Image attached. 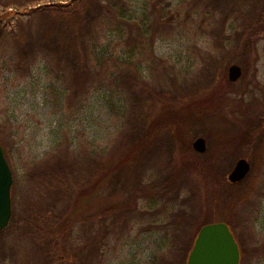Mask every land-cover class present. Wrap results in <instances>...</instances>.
Here are the masks:
<instances>
[{
    "label": "rangeland",
    "instance_id": "374dc122",
    "mask_svg": "<svg viewBox=\"0 0 264 264\" xmlns=\"http://www.w3.org/2000/svg\"><path fill=\"white\" fill-rule=\"evenodd\" d=\"M70 1L0 0V11ZM111 1L118 19L99 3L86 11L93 39L78 63L52 40L0 39V143L13 175L0 264H183L200 224L217 221L231 226L240 264H264V36L242 47L234 0ZM139 27L154 35L131 44L145 91L106 65L132 55L125 42ZM233 63L242 74L231 82ZM255 125L249 149L241 138ZM241 157L250 170L232 184ZM139 171L142 186L176 187L133 198Z\"/></svg>",
    "mask_w": 264,
    "mask_h": 264
},
{
    "label": "trees",
    "instance_id": "16d2710c",
    "mask_svg": "<svg viewBox=\"0 0 264 264\" xmlns=\"http://www.w3.org/2000/svg\"><path fill=\"white\" fill-rule=\"evenodd\" d=\"M247 1H250V3ZM94 3H99L102 11L105 9L107 14H111L118 19V16H116L117 13H114L113 11L111 0H104V2H100L99 0H71L69 3H47L31 8L26 7L20 10L13 9L11 2L4 4L0 11V39L1 41H4L10 34H12L16 37L15 39L17 40V43L24 42L40 44L52 40L57 44V50H59L60 53L65 52L68 56L75 59L74 61L76 63H78L80 59L76 57L78 55L77 50H83L84 52V50L86 51V48L90 47L92 44L88 39H93V24L87 19L86 11H89ZM12 4H14V2H12ZM78 6H82L81 10L78 9ZM232 12L236 13L234 19L241 27V30L236 31V38H239V41L243 43L242 47L244 49L250 48L254 43L253 37H256L257 35L264 36V4L262 0H234ZM17 15H23L24 17H16ZM14 18V22L10 25ZM5 21L8 22V25L4 23ZM9 26L10 28H8ZM155 26L156 25L152 23L151 28L153 29ZM146 31L147 29H141L139 27V34L137 36L127 38L125 46L127 49L129 48V55L130 53L132 54L128 58L124 57L120 60V58L111 59L108 57L106 60V65H108L110 61L113 62L111 67H113L120 76L119 79V76H116V79L120 80L122 85L128 90L135 91L137 87H143L141 83L142 76L139 70V62L131 60L135 51L140 49L137 46H134L133 48L131 44L135 43L136 39H138L137 45H141L142 48H144L148 42L151 43L154 39V35L146 36ZM89 59L91 58L89 57ZM88 72L90 73V76L97 75L91 70H87V73ZM116 79H113V82L116 81ZM138 90L145 91L144 87L138 88ZM256 116L257 115H255V117ZM263 117L264 115H260V123L263 120ZM252 122V118L246 121L247 125H250ZM257 127L258 126L255 125V132H252L250 137L243 136L241 138L244 140L243 143L248 146L249 149H252V147L256 145L255 135L257 134V130H259ZM243 135H245V131H243ZM205 163H209L207 157ZM107 172L108 170L104 171V173ZM209 172H211V170ZM139 173L140 171L136 176L133 198L165 196L168 195L170 190L176 187V183L172 180H164L160 182L154 181L151 183H145L142 186L143 183L140 179ZM236 183L237 182L232 184ZM181 219L186 220L183 224V228L188 227V223L190 224V222H193L192 218L184 215ZM202 225H204V223H201L199 228ZM4 230L0 232V235ZM191 247L192 245L186 246L184 250L183 264H186L187 256ZM239 247L241 251V246L239 245Z\"/></svg>",
    "mask_w": 264,
    "mask_h": 264
},
{
    "label": "water",
    "instance_id": "95a60500",
    "mask_svg": "<svg viewBox=\"0 0 264 264\" xmlns=\"http://www.w3.org/2000/svg\"><path fill=\"white\" fill-rule=\"evenodd\" d=\"M228 80L236 81L242 74L241 66L229 65ZM197 152L206 150V141L197 137L192 142ZM250 170V163L244 157L239 158L227 175V179L238 182L245 178ZM13 175L5 158L0 143V232L10 222L12 215L11 187ZM186 264H240V249L234 233L226 222L217 221L206 223L200 227L188 253Z\"/></svg>",
    "mask_w": 264,
    "mask_h": 264
}]
</instances>
